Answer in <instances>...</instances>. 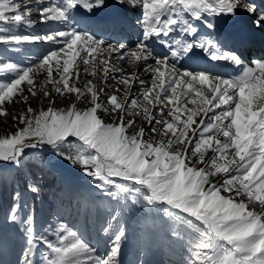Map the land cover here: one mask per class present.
<instances>
[{
  "label": "snow or ice",
  "instance_id": "1",
  "mask_svg": "<svg viewBox=\"0 0 264 264\" xmlns=\"http://www.w3.org/2000/svg\"><path fill=\"white\" fill-rule=\"evenodd\" d=\"M21 2L25 4L23 11ZM40 2L42 0H38ZM124 2L125 0H117V3ZM129 2L136 5L140 0ZM67 5L70 8L82 6L91 11L92 7L103 6V0H94L92 3L89 0H67ZM181 5L183 11L190 13L196 20L201 18L202 13L223 17L246 12L254 18L256 27L264 25V10H258V6L251 0H143V39L132 51L124 44L105 47L104 41L74 30L59 31L42 37H0V43L13 46L40 40L62 43V48L51 51L37 63V67L42 68L54 60L55 64L47 69V82L53 84L54 91L59 95L74 93L77 99L90 93L92 104L87 110H78L73 104L67 110L49 108L30 118L22 114L20 123L25 127L0 139V162L19 166L27 148L47 144L73 166L80 167L85 175L100 182L96 187L101 191H105L106 187L114 189L111 194L115 197L117 193L139 192L144 189L146 191L143 198L147 205L164 204L168 206L164 209L165 214H170V210H177V214L183 213L194 218L198 223L192 221L196 238L190 242L189 252L193 257L191 264H264V212L248 210V204L253 201H258L259 208L264 210V62L254 61L255 68L245 66L242 74L234 79L212 76L207 72L181 71L176 66L181 53L187 55L193 47L210 54L212 61H227L234 65L242 63L235 54L219 49L212 39L187 43L179 51L172 48L168 56H153L146 41L170 34L180 23L173 13L176 15V10H181ZM32 11L33 8L27 6V0H0V22L13 25L23 23L31 27L34 24L29 18ZM38 12L41 23L62 22L66 19L65 11L54 5L39 8ZM163 16H167V19L162 20ZM185 25L187 35L195 36L196 28L187 22ZM205 26L209 30L214 28L212 23ZM106 48L117 53L116 58L119 60H125L126 56L137 61L155 60V64H148L145 70L154 73L152 87H158L159 91L153 100L150 98L151 90L143 89V98L148 104L155 102L161 105L157 112L163 113L165 100L169 104H197L193 94L202 103L200 111L205 115L215 109L221 111L214 113L207 123L200 121L199 139L193 145V140L188 139V131L193 116L197 114L195 110H189L187 119L181 126L176 110L169 109L167 113V116L173 118L171 121L162 120L152 115L137 99H125L122 102L116 95H111L108 98L111 109H108L98 102L99 93L103 89H96L90 81L83 91L75 83H69L70 69L77 57L87 71L97 55L104 56ZM82 52L86 55L81 56ZM99 63L103 65L108 61L101 58ZM15 67L6 63L0 71L14 70ZM162 68H166L168 73L166 86L163 79L165 71ZM53 69L58 72L59 79L53 78ZM33 71L32 67L23 69L12 82L0 84V105L10 100L14 90L22 94L23 90L18 86L25 81L32 95L36 94L29 75ZM76 71L78 80V66ZM110 71L114 73L117 69L104 68L105 77ZM91 74L95 75L94 72ZM113 78L120 79L116 76ZM120 83L125 85L126 91H131L128 80L120 79ZM139 83L143 84L144 81ZM177 87L184 90L179 95L176 94ZM169 92L172 95H168ZM44 95L48 96L49 93L45 91ZM183 97H187L186 101L182 100ZM27 99L24 97L25 102ZM138 106L143 107V118L151 125V131L160 136L158 143L142 139L145 133L143 127L133 135L127 134V130L136 124L135 119L129 117L140 115V112L134 111ZM98 111L118 112V123H103L97 115ZM28 112L31 113L32 109L29 108ZM0 114L7 113L0 109ZM156 125L161 127L157 129ZM193 133L196 134V129H193ZM68 137L79 141L83 150L75 155L60 152L59 145L67 141ZM186 140L187 146L182 149L174 147L185 145ZM189 146L192 147L191 152ZM202 146L211 147L214 153L210 164L203 168L197 166L204 163ZM232 149L235 151L229 159ZM193 157H197L195 164ZM221 172L234 174L227 176L220 184H210L208 177ZM129 185L136 187L131 188ZM27 186L34 194L40 191L39 185L31 177L27 180ZM233 191L236 196H246L247 202H237L233 196L221 195V192ZM105 194L109 193L105 191ZM13 200L15 202L7 217L12 224L16 223L20 210L19 194ZM111 219L115 221L117 216L114 215ZM23 223L31 242L35 238L34 216L29 213ZM57 225L52 233L56 243L41 241L50 253L42 255L41 264H45V261L46 264H119L121 243L126 235L122 225L112 236L106 257H98L93 248L75 238V232L69 230L65 234L67 225L61 222H57ZM104 230L108 231L107 228Z\"/></svg>",
  "mask_w": 264,
  "mask_h": 264
},
{
  "label": "rangeland",
  "instance_id": "2",
  "mask_svg": "<svg viewBox=\"0 0 264 264\" xmlns=\"http://www.w3.org/2000/svg\"><path fill=\"white\" fill-rule=\"evenodd\" d=\"M116 0H103V6L101 7H92L91 11H86L84 7L77 6L75 8H70L67 5V0H42V2L38 3V0H27V6L32 7L33 11L30 13L29 18L34 21V24L29 27L25 24H19V25H13L11 23H3L0 22V29H3V31H0V37H7V36H31V37H42L48 34H54L59 31H69L74 30L78 33H85L91 34L87 30L91 28V25L88 24L83 17L81 16L82 13H93V12H100L99 10L104 9V5H108L110 2H113ZM132 6L134 9L139 10L143 12V0H140V3L136 5H132L129 0H125ZM90 3L94 2V0H89ZM54 5L58 8H61L65 11L66 19L62 22H56V21H49L48 23H41L39 19V8L47 7ZM25 7V4L21 2V10L23 11ZM81 7V8H80ZM83 8V9H82ZM85 9V10H84ZM79 10V11H78ZM84 11V12H81ZM183 10V7L180 9H177L179 13H181ZM80 18L78 19L76 17ZM79 14V15H78ZM76 26V29H73V26ZM72 27V28H71ZM105 30V29H104ZM97 31L92 36L95 37L98 40H102L105 42V47L107 45L111 46L114 45L112 43H106L108 40H104L103 37H98V33H103L106 35V31ZM34 45V46H32ZM116 45V44H115ZM62 43H54V42H45L43 40L35 41V42H25L20 45H9L0 43V69L4 68V65L6 63H11L15 65L14 70H3L0 71V84L4 83H10L14 79L18 78V76L21 74V70L28 69L32 67L34 69L33 72H31L29 75L33 80L34 85V91L35 95H32V93L28 90L27 82H23L20 86H18L20 89L23 90V93L21 94L18 91L14 90L13 96L10 98L9 101H5L3 105H0V109L3 110V112H6L7 114H0V139L5 138V136H11L15 134L19 129H22L25 127L24 124L20 123V117L23 114L26 118H30L32 115H38L41 111H48L49 108H52L54 110H67L69 109L73 104L76 106L78 110H87L92 106L90 103L91 100V94L87 93L84 96H81L79 99L76 98V94L74 93H66L65 95H59L54 91L53 84L48 83V75H47V69L50 66H53L55 64V61H49L48 65H45L42 68L37 67V63L41 61L44 57H46L51 51H54L56 49L62 48ZM136 47H133L132 50H135ZM129 50V51H132ZM122 51V50H121ZM123 52V51H122ZM63 56L64 53H61ZM81 56L86 55V53H80ZM117 53L108 51L107 48L105 50V54L103 57L97 55L96 59L92 66L88 67V70L85 71L86 66L80 62L79 57L76 58V61L73 65V67L70 69L71 76L69 77V83H75L78 88H80L82 91L85 89V86L90 81L91 84L96 89H103L102 92L99 93V100L98 102L102 103L107 107L108 109H111V104L108 103V98L111 95H116L118 99H120L122 102L127 99L128 101H131V99H137L140 101V104L144 107H147L150 110V113L156 118L159 119H168L171 121L173 118L170 116H167V113L169 109H173L177 111V114L180 116V125H183V122L187 119L189 110H195L197 112L196 115L193 116V122L189 125V131H188V139L193 140V145L196 140L199 139V125L200 121L204 120L205 123L209 122V118L214 113H219L221 109H215L214 112H209L207 115L203 111H200V108L203 107L202 103L199 101L198 97H195L193 94V98L198 101L197 104H191V103H176V104H169L167 100L164 102L163 106V113L157 112V109L161 107V105L155 104H148L147 101L143 98V89H149L151 90V97L154 100L155 93L159 91V88L153 89V80H154V73L152 71H146V66L148 64H155V60H148V61H136L134 58H130L128 56L125 57V60H119L116 57ZM103 58L104 60H107V64L101 65L99 63L100 59ZM131 60V62H126V60ZM139 62V63H138ZM61 63H63V60H61ZM143 63V64H142ZM138 64V65H137ZM77 66L79 71V79L77 80ZM137 66V67H136ZM142 67V68H141ZM117 69V71L109 72L107 77H105L103 69ZM138 69V70H137ZM162 70L165 71V76L163 77L165 82V86L167 85L168 81V73L166 71V68H162ZM182 71V69H180ZM56 70L53 69L52 76L54 79H59V74ZM95 73V75H92L91 73ZM158 75V74H156ZM112 76V77H111ZM113 76H116L120 79L128 80L129 81V87L131 88V91H126L125 85L120 83V79H114ZM109 77V78H108ZM130 77V78H129ZM104 78V79H103ZM106 78V79H105ZM138 78V79H137ZM144 81L143 84L139 83V81ZM109 79V80H108ZM140 79V80H139ZM103 80V81H102ZM107 80V81H106ZM106 81V82H105ZM138 81V82H137ZM109 82V83H108ZM140 86H139V84ZM157 80V85H158ZM137 87H136V86ZM47 91L49 93L48 96L44 95V92ZM182 91L180 87L176 89V94L179 95ZM170 95V92L168 93ZM172 95V93H171ZM24 97H27V102H25ZM187 97H183L182 100L186 101ZM169 104V105H168ZM127 106V105H126ZM180 106V107H179ZM31 108L32 112L29 113L28 109ZM134 111L140 112V115L135 117H129V119H135L136 124L134 127L129 128L127 130L128 135H133L139 131L141 127L145 129V133L143 136V140L145 141H151L153 143H158L160 140V136L158 133H154L151 131V125H149L148 121L143 118L144 111L143 107L138 106L137 109H134ZM97 115L105 124H114L118 123L117 116L118 112L114 113L111 111L105 112V111H98ZM15 117V119H13ZM157 129L161 127V125H156ZM193 129H196V134L194 135ZM178 134V133H177ZM206 136L209 134H205ZM169 136H171V133H169ZM167 139V137L165 138ZM221 139H223L221 137ZM63 146H66L67 149H62L59 147L60 152L69 153L72 155L78 154L80 151L83 150V145L80 144L79 141H77L74 137H68L67 141H65ZM59 145V146H61ZM187 146V140L185 141V145H176L175 148L182 149L183 147ZM215 144L213 142L212 147H214ZM67 150V151H66ZM192 147L189 146V152H191ZM202 152H204V163H200L197 166L198 167H205L206 164H210L211 157L214 155V153L211 150V147L205 148L202 146L201 149ZM234 149L230 151L229 159H231L232 154L234 153ZM87 154V153H85ZM197 160V157H193V163L195 164ZM27 162H29V168L30 170H27V172H24V176L22 172L25 169V166L27 168ZM40 164L43 167H49L50 165L54 167V169L57 171L58 169H61L60 174V180L57 178V184H61V181H65L66 186L68 188H77V187H85L87 186H93L92 188H95L96 191H101L100 188L96 187V184L100 183L98 181H94L91 177L84 174V172L81 170L80 167L73 166L72 163H70L67 159H64L61 155L57 154V151L48 146L47 144H44L37 148H27L25 150L24 156L21 158V163L19 166L14 164H9L6 162H0V192L3 191L4 186L2 187L3 182L7 183V187H10L11 180L14 179V183L16 184V187L18 189L19 194V205H21V208L19 210V213L16 217V223L12 224L8 222V214L11 211V203L13 202V197L11 199L10 196L4 195V200L1 203L0 206V232L3 234L11 235L12 237H20L27 241L28 244H25L23 241H20L19 244H16L14 250L7 251L4 242V238L0 237V259L1 264H6L10 259L13 258L14 254L23 256V259L31 257L29 256H35L36 259H39L35 253H33L32 249H37L39 247L40 251L38 252L40 254V257L42 258V254L44 253L43 249H46L45 245L40 243L42 246H37L34 244V241H39L38 238H35L30 242L28 240V236L26 231L20 227L19 220L24 215L25 218L28 217L29 212H31V204H30V198L25 193L24 188L27 190V177H30V173L32 171L31 165ZM18 167H21V173L17 169ZM235 168V165L232 166V169ZM17 169V170H16ZM16 170V171H15ZM234 174V172H230L228 174H225L223 172L217 173L216 175L209 176V182L210 184H220L223 182L227 176ZM119 180V178H114ZM83 183V184H82ZM128 183V182H126ZM57 184L54 183V187H57ZM238 187V185H237ZM92 188L85 189V192L88 195V200H90V197H92ZM54 193H50V201L48 203L42 202V215L39 217V221L34 225V232L36 227L38 226L41 229V233L44 232V236L48 233L52 235V233L56 230L55 227H57V222L63 223L58 218V213L61 214L64 209H72L69 213V217H73L76 214V209H80L81 207H84L86 210L85 205V196L84 194L80 196H76V200L74 204H70L68 199H70V195L68 196V191L66 190H60L58 191L55 189ZM28 191V190H27ZM110 191V190H109ZM109 191H106L109 193ZM115 191V190H114ZM146 191V190H145ZM144 189H141L139 192H132V193H117L115 197L112 194L106 195L104 191L100 195H97L95 198H91V201H103V202H110V204H104L103 211L104 210H115L114 213H112V217L114 215L117 216V219L115 221H112V225L110 226L111 229H118L119 226H123V228L126 230L125 237L132 239L133 238V229L134 226L137 225L140 227V231L145 235V240L149 244V242H152L149 246L150 248H153V242H154V234H161L164 236V240L169 243V238H182L181 240H186V242L190 243L193 239L196 238V233L194 231L193 224H183L182 220L179 219L178 216H170L175 217L174 221L175 223H171L167 220L159 221L162 214H165L164 211H157L158 209L155 207V209L151 210V205H145V200L143 198ZM122 194V196H121ZM221 195L225 197L233 196L237 202L244 200L247 202V197L243 194L240 196H236L235 191L229 193V192H221ZM100 196L109 197L110 199L103 198L102 200L99 199ZM121 198V199H120ZM123 201V202H122ZM76 203V204H75ZM118 203V206H116ZM140 203V204H139ZM102 204V203H100ZM139 204V205H138ZM103 205V204H102ZM100 205V207L102 206ZM76 207V209H74ZM116 208V209H114ZM248 210H254L258 212H264V210L259 208L258 201H253L248 204ZM157 211V212H156ZM172 213V212H170ZM177 214L176 211L173 212V214ZM82 214V219L85 217ZM151 226L153 231H149L147 229V226ZM49 226H55L49 228L47 232L46 228ZM150 228V227H149ZM192 231L194 233V237L187 236L185 234V231ZM68 228L65 229V234L67 233ZM80 236V230L77 232ZM76 238V237H75ZM79 239V238H78ZM42 240H45V237H42ZM54 240V243H56V240ZM175 241V240H174ZM176 242V241H175ZM4 243V245H3ZM15 244V243H14ZM13 244V245H14ZM34 245V246H33ZM182 245V244H181ZM190 245V244H189ZM43 247V248H42ZM183 248H185L182 245ZM187 249V248H186ZM34 250V251H35ZM30 251V252H29ZM146 260L145 258H143ZM193 261V257L191 256V262ZM46 263V261H45ZM28 264V263H27Z\"/></svg>",
  "mask_w": 264,
  "mask_h": 264
},
{
  "label": "trees",
  "instance_id": "3",
  "mask_svg": "<svg viewBox=\"0 0 264 264\" xmlns=\"http://www.w3.org/2000/svg\"><path fill=\"white\" fill-rule=\"evenodd\" d=\"M59 147L62 148L63 150L67 149V147L63 146V145H61ZM27 164H28L27 168L25 166L24 172H27V170H30L29 162H27ZM31 167H32V171H31V173L29 175L40 187V191L38 193L39 198L41 200H43V201H49V195L46 192H49V191L50 192L51 191L54 192V191H56L55 189L60 191L63 187H61L60 184L58 185L56 183V180H57L56 176L50 171L49 168H47L45 166L43 167L42 165H40V164L38 165V164H35V163H33L31 165ZM28 178L29 177H27L26 181L28 180ZM14 179L11 180L10 187H7V183L3 182L2 187L4 186V189H3V191L0 192V206H1L2 201L4 200L3 193H5L6 195L10 196L11 199L15 195H17L18 189L16 187V184L14 183ZM54 183L57 184L56 188L54 187ZM25 193H26V191H25ZM28 195H30L29 192H28ZM14 202H15L14 200H13L12 203L10 201L11 209H12V206H13Z\"/></svg>",
  "mask_w": 264,
  "mask_h": 264
},
{
  "label": "bare ground",
  "instance_id": "4",
  "mask_svg": "<svg viewBox=\"0 0 264 264\" xmlns=\"http://www.w3.org/2000/svg\"><path fill=\"white\" fill-rule=\"evenodd\" d=\"M91 1V0H90ZM109 5V4H108ZM112 5H115V3H112ZM82 7V6H81ZM80 7V8H81ZM83 9V8H82ZM85 10V9H84ZM79 11V10H78ZM87 11V10H86ZM99 11H101V10H99ZM81 12H84V11H81L80 10V13ZM97 12V11H96ZM79 15V14H78ZM78 18V17H77ZM78 19H80V18H78ZM83 19V18H82ZM204 21H207L208 20V18L206 19V17H203L202 18ZM93 20H94V17H93ZM94 22H97V20L95 21L94 20ZM91 25V24H90ZM214 25V24H213ZM73 26V25H72ZM72 28V27H71ZM73 29H76V26H73ZM88 32H90V29L89 30H87ZM91 35V34H90ZM213 37H214V42L217 40V41H219V33H218V35L216 34V35H214V34H211ZM114 57H116V56H114ZM137 61V60H136ZM141 62V61H140ZM146 62V61H145ZM139 63V62H138ZM143 64V63H142ZM138 65V64H137ZM137 67V66H136ZM142 68V67H141ZM138 70V69H137ZM56 74H57V72H56ZM112 77V76H111ZM168 77V76H167ZM109 78V77H108ZM130 78V77H129ZM104 79V78H103ZM106 79V78H105ZM109 80V79H108ZM140 80V79H139ZM103 81V80H102ZM107 81V80H106ZM105 81V82H106ZM141 81H142V78H141ZM138 82V81H137ZM159 82V81H158ZM166 82V81H165ZM168 82V81H167ZM109 83V82H108ZM139 84V83H138ZM136 86V85H135ZM139 86H140V84H139ZM137 87V86H136ZM178 88V87H177ZM156 94V93H155ZM170 95H171V92H170ZM169 105V104H168ZM180 107V106H179ZM176 110V109H175Z\"/></svg>",
  "mask_w": 264,
  "mask_h": 264
}]
</instances>
